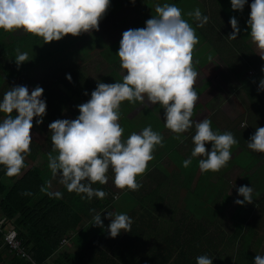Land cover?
<instances>
[{
	"label": "trees",
	"instance_id": "1",
	"mask_svg": "<svg viewBox=\"0 0 264 264\" xmlns=\"http://www.w3.org/2000/svg\"><path fill=\"white\" fill-rule=\"evenodd\" d=\"M252 2L253 0H248V5ZM154 9L153 7L152 13L156 12ZM3 31L0 29V100L4 93L17 85L42 87L44 91L41 99L46 102L47 107L40 126L60 119L65 109H73L85 103V99L96 89L97 86L78 65H72L63 74L55 71L57 75L52 74L49 69L50 60L56 56L57 46L54 49L48 48L41 44V37L26 32L17 36L14 34L15 30L10 33ZM225 37L227 42L229 37ZM230 40L232 43L227 44L234 51L242 50L243 47L233 42L235 39ZM17 48L20 52H26L29 58L19 67L15 62ZM227 63L232 68H229L231 70L225 77L235 76L237 80L241 78L237 71L239 66L234 62ZM245 63L247 71L250 70L252 74L239 83L230 82V89L236 93L242 90L248 92L245 101L251 109L252 128L257 129L264 127V117L260 118L264 112V89L260 88V83L264 80V62L259 55L252 54L246 57ZM38 66L44 67L46 72L39 79L35 71ZM69 74L71 80L67 78ZM37 119L39 117H34L33 123ZM234 121L228 119L227 126L221 129L222 132H231L238 141L231 152L238 146L246 147L253 153L256 163L260 162L255 166L256 172L261 171L264 168V153L248 148L246 134L240 131L234 133L232 130ZM189 130L183 136L185 138L169 150H154L155 158L148 162L147 171L136 178L141 184L139 190L124 189L116 192L108 183L102 185L97 182L91 185L92 188L103 190L107 195L103 199L94 196L91 200L87 199L86 194H77L67 189L62 191V198L59 199L50 198L41 191L43 187L51 192H59L50 185L46 168L37 162L41 154L48 160L52 143L49 140L48 143H42L32 138L31 152L25 157V167L19 175L8 177L5 167L0 165V208L17 228L19 237L39 264H44L50 258H53L54 264H196V258L201 255L212 258L213 264H234L231 257L226 260L221 257L220 252L227 247H232L231 250L235 251L237 245V257L248 259L247 264H255L254 258L258 252L253 246L248 250L249 245L246 247L245 240L251 238L248 242L250 246L253 242L261 241L258 229L264 223V182H259L258 188L253 191L252 203L237 204L231 214V225L225 224L221 220L224 219L223 213L230 194L224 192L221 202L211 204L218 185L215 184L216 188L209 191L210 176L214 173L212 171H200V175L196 177L201 158L191 157L194 144H190V136L195 134L196 129ZM253 134L254 132L251 135ZM173 151L179 156L182 154L184 158L171 157ZM189 158L192 163L184 168L182 162ZM239 161L243 168H252V164L244 167L246 162L241 158ZM232 162H235V158ZM108 171L111 172V168ZM218 182L225 184L226 179L218 178ZM177 185L191 188L185 205L180 208L176 199L171 202L169 198L173 194L169 188L179 189ZM25 192H30L31 195H24ZM82 196L85 198L82 199ZM176 198L179 199L177 194ZM243 199L242 196L240 200ZM261 205L263 209L259 207ZM100 212L109 224L111 218H108V212L127 214L132 219L131 231L122 230L112 238L104 226L91 224L93 216ZM64 237L72 241L74 249H68V245L60 243ZM0 264H30L28 259L9 250L1 232Z\"/></svg>",
	"mask_w": 264,
	"mask_h": 264
},
{
	"label": "clouds",
	"instance_id": "2",
	"mask_svg": "<svg viewBox=\"0 0 264 264\" xmlns=\"http://www.w3.org/2000/svg\"><path fill=\"white\" fill-rule=\"evenodd\" d=\"M246 3L247 0H231V7L243 10ZM109 6L110 0H0V29L5 32L22 29L41 37L43 43L59 41L68 34L79 36L98 31L99 21ZM250 9L247 20L250 37L264 59V0H253ZM155 11L157 15L146 21V27L129 29L122 34L117 55L121 68L126 70L123 82H99L90 100L78 105L80 114L76 119H57L48 125L52 133L49 169L53 176L60 177V183L68 191L86 194L89 200L94 196L106 197L105 191L93 189L91 185L106 184L109 168L114 173L117 189L139 190L137 176L147 171L155 148L163 146V137L151 125L122 139L124 129L118 121L123 101L143 103L147 97L151 105L159 104L164 109L165 127L176 134L177 140H182L180 134L193 127L191 118L199 99L194 88L198 73L193 64V51L199 39L176 5H157ZM187 15L199 22L198 27H203L209 19L199 8ZM230 24L233 32L229 38L236 39L240 31L238 20L231 17ZM16 52L15 62L19 67L29 58L19 48ZM67 78L71 80L70 74ZM260 88L264 89V80ZM43 91L36 86L29 93L27 86L17 85L0 100V113L5 114L0 121V165L5 167L8 177L19 175L25 167V157L31 152L33 119L39 117L36 123L40 124L46 115V102L41 99ZM211 124L210 119L195 122L192 137L191 157H204L198 162L202 173L218 172L225 167L231 159L232 147L238 143L231 132H214ZM208 142H212L210 151L205 147ZM247 146L264 153V127L256 129ZM191 163V158L185 159L182 166L187 168ZM41 191L50 198H62L58 191L43 187ZM252 193V187L240 186L238 194L244 199H237L235 203H252ZM23 194L31 195L30 192ZM107 216L111 218L108 230L112 238L122 230L131 231L132 219L127 214L108 212ZM91 224L103 227L100 214L93 216ZM254 260L255 264H264L262 256L257 255ZM196 264H213V261L201 255L196 258Z\"/></svg>",
	"mask_w": 264,
	"mask_h": 264
},
{
	"label": "rangeland",
	"instance_id": "3",
	"mask_svg": "<svg viewBox=\"0 0 264 264\" xmlns=\"http://www.w3.org/2000/svg\"><path fill=\"white\" fill-rule=\"evenodd\" d=\"M152 3V0H134V2L133 0H110V6L107 13L104 15L103 19L99 21L98 31L92 30L90 33H83L79 36L68 34L59 41H52L49 43L42 42V45L51 49H54L57 46L56 56L50 60L49 69L52 70V74L54 76L57 74H63L68 71L72 65H78L84 70L85 74L96 86L99 82H123V76L126 74V70L121 68L120 59L117 55L123 32L129 29L146 27V21L157 15L156 12L152 13L153 7L156 8L157 5L163 6L164 4H174L182 10V18L195 29V33L199 39V43L195 46L193 51V64L198 73L194 88L198 93L199 99L196 102L191 118L194 122L192 128H195V122L202 121L203 119H210L212 122V130L214 132L219 131L220 133H223L221 129H224V126H227V120H235L233 122L232 130H234V133H236V131L244 132L249 141L252 132L255 133L256 127L252 128V120L250 118L251 109L247 107L245 101L248 92L246 91L245 93L244 90H242L236 93L230 89V82L239 83L240 80H244L252 74L250 70L247 71L248 67L245 63L246 57H250L252 54L257 56L260 54V50L251 40L250 28L247 25V20L249 19L251 11L250 6L248 5V0L244 5L243 10H233L231 7V0H156V2L153 3L154 5ZM197 8L200 9L202 15L209 17L208 22L204 24L203 27H198L197 23L199 22L193 17L187 15L188 12L195 11ZM231 17H235L238 20V26L240 28L237 38L233 41L237 43V45L243 47L242 50L236 49L238 52L234 51L230 45L227 44V42L232 43L230 38L225 42V36L229 37L233 32L230 24ZM204 32L207 36L204 35ZM23 33L25 32L22 29L14 31V34L17 36ZM209 56H211V59H209ZM260 60L264 62V59H262L261 56ZM229 61L232 63L234 62V64L239 66L237 71L240 73L241 78H238V80L233 75V77H225L226 74L228 75L229 70H231L229 68H232L230 67V64L227 63ZM35 71L36 75H38L37 79L46 74L45 68L42 66L36 67ZM54 71L57 74H55ZM35 87L36 86L34 85H28L27 88L29 89V93H31ZM90 98L91 96L87 97L85 99L86 102L90 100ZM78 110V106H75L73 109L67 108L63 111V115L60 119H76L79 116ZM119 111L120 119L118 123L124 129L122 135L123 140H126L132 132L139 133L144 127L151 125L153 131L160 133L163 137V146H157L155 150L158 148L169 150L180 141L175 138V133L165 127L164 109L161 108L159 104L151 105L148 102L147 97H145L143 103L139 101L136 103H130L127 100L123 101L120 104ZM254 111L257 113L256 109ZM12 115H16L15 111ZM4 116L5 114H0L1 120H3ZM263 117L264 112L260 115V118L263 119ZM244 124H247L248 126L245 128L243 127ZM189 132L190 130L185 133L188 134ZM182 134L180 135L182 136ZM31 135L33 139L39 142L48 143L47 140H49V143H52V133L50 132L48 125L40 126L34 122L33 128L31 129ZM192 137L193 136H190V142ZM184 138L185 137H183L182 140ZM211 147L212 142H208L206 149L210 151ZM170 156L184 158L182 157V154L179 156L176 151H173ZM153 157L155 158V155H153ZM46 158L47 157H44L41 154L37 162L39 161V163L46 168L47 179L50 181L52 188L56 189L55 180L52 178L53 174L48 167L49 161ZM233 158H235V162L231 163ZM239 158L246 162L244 167H248L252 164V168L245 169L241 164L239 165ZM256 162L257 160L253 157L251 151L246 147L238 146L231 152V159L228 161L227 165L223 167L219 173L214 172L210 176L211 180L208 186L209 191L212 190L213 187H217L215 197H213L211 204L221 202L224 192L230 194V198L224 209L225 213H223L224 219L221 220L224 221L225 224L231 225V222L233 221L231 214L237 205L235 201L237 199L240 200L242 197L238 194V188L240 186H248L252 187L254 191L258 188L259 182H264V180H262L264 177V168L261 169V171L256 172L255 166H258L260 163ZM107 173L114 178V173L112 171H108ZM216 174H219V176ZM198 175H200V169L196 173V177ZM218 178L221 180L225 178L226 183H219ZM108 182V185L112 190H116L117 192L120 190L115 187L113 180H110L109 177ZM152 185H154V183H152ZM177 187L179 186L177 185ZM65 189L66 188L63 186L59 192L64 191ZM169 189H172L173 193L169 196L170 201L173 202L176 199L179 208L184 206L187 197L190 195L191 188L179 187V189ZM176 194L179 199L176 198ZM259 207L263 209V205ZM168 211L169 210L166 212L168 213ZM100 216L103 221L104 229H108V220H106L102 212H100ZM228 231H230V226ZM258 232V235L260 234V236H258L261 239L260 242H253L250 246L248 243L251 240L250 238L245 240V244L246 247L249 245L248 250L253 246L258 252L257 255L264 257V223L259 227ZM66 245H68V249L72 250L75 248L72 245V241H69ZM237 246L239 247V245ZM238 247L235 248V251L231 250L232 247H227V249L220 252L222 255L221 257L226 260L231 257V261L234 264H247L248 259L237 257ZM44 264H54L53 258L48 259Z\"/></svg>",
	"mask_w": 264,
	"mask_h": 264
},
{
	"label": "built area",
	"instance_id": "4",
	"mask_svg": "<svg viewBox=\"0 0 264 264\" xmlns=\"http://www.w3.org/2000/svg\"><path fill=\"white\" fill-rule=\"evenodd\" d=\"M0 232L3 233L4 242L8 245L9 250L12 253L25 257L30 261V264H39L33 257L32 251L26 247L19 237V233L16 227L12 225L8 217L3 213L0 208ZM70 241L69 238L64 237L61 240V244L64 245Z\"/></svg>",
	"mask_w": 264,
	"mask_h": 264
},
{
	"label": "crops",
	"instance_id": "5",
	"mask_svg": "<svg viewBox=\"0 0 264 264\" xmlns=\"http://www.w3.org/2000/svg\"><path fill=\"white\" fill-rule=\"evenodd\" d=\"M186 133H183L182 134V137L185 135ZM193 143V141H192V139H191V144ZM107 176L109 177V179L111 180H113V177L111 176V175H109L108 173H107ZM53 178V180H55V186H56V189L55 190H61L62 188H63V184L62 183H60V177L59 176H53L52 177ZM107 183H109V182H107ZM65 187V186H64ZM66 188V187H65ZM67 189V188H66ZM65 189V190H66ZM106 189V188H105ZM64 190V191H65ZM116 191V190H115ZM117 192V191H116ZM61 193H62V191H61Z\"/></svg>",
	"mask_w": 264,
	"mask_h": 264
}]
</instances>
